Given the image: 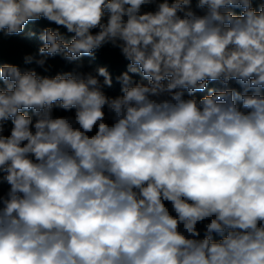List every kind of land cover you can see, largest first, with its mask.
Listing matches in <instances>:
<instances>
[{"label":"clouds","instance_id":"obj_1","mask_svg":"<svg viewBox=\"0 0 264 264\" xmlns=\"http://www.w3.org/2000/svg\"><path fill=\"white\" fill-rule=\"evenodd\" d=\"M12 37L0 264H264V0H0Z\"/></svg>","mask_w":264,"mask_h":264},{"label":"trees","instance_id":"obj_2","mask_svg":"<svg viewBox=\"0 0 264 264\" xmlns=\"http://www.w3.org/2000/svg\"><path fill=\"white\" fill-rule=\"evenodd\" d=\"M31 26L32 25H29V27ZM38 43V40H28L21 37H12L10 39H5L3 41L0 54H2L3 60L6 62L21 63L22 56L25 53L34 51ZM98 62H110L112 64L113 70L117 72L122 70L124 66V62L119 58V56L114 51H111L109 49H105L101 53ZM54 63L59 66L63 62L57 59L56 61H54ZM118 89L119 86L117 85L113 91H118ZM200 95H203V93H201Z\"/></svg>","mask_w":264,"mask_h":264}]
</instances>
